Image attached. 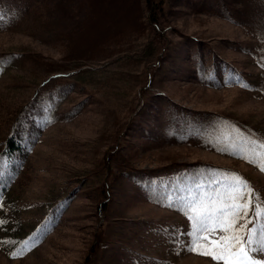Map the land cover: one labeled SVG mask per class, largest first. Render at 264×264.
Listing matches in <instances>:
<instances>
[{
  "label": "rangeland",
  "instance_id": "1",
  "mask_svg": "<svg viewBox=\"0 0 264 264\" xmlns=\"http://www.w3.org/2000/svg\"><path fill=\"white\" fill-rule=\"evenodd\" d=\"M218 4L164 0V38L125 30L120 4L100 20L42 7L53 28L0 5V264H225L189 251L191 217L235 197L245 239L264 222V0L244 3L255 28ZM82 15L83 41L101 38L77 55Z\"/></svg>",
  "mask_w": 264,
  "mask_h": 264
},
{
  "label": "trees",
  "instance_id": "2",
  "mask_svg": "<svg viewBox=\"0 0 264 264\" xmlns=\"http://www.w3.org/2000/svg\"><path fill=\"white\" fill-rule=\"evenodd\" d=\"M218 4V11L220 14V17L231 20L234 22H240L239 25L243 26L244 28L247 27H257L262 33L264 32V11H263V18L258 19V21H253L254 26L249 25V23H244L243 21H240L239 19H245L250 14L248 5L244 4L246 3V0H215ZM6 4V8H13L14 12L18 15L19 18L25 16V14L33 15V20L35 23L41 24L43 23V19L46 20V18L42 12L41 8L45 7L46 9H53L52 12L56 13L57 8H60V11H62V16L65 17L68 20H72L74 16H78L81 14H84L83 12H86L87 9L92 10L93 12V19L98 18L105 19L106 17L109 19L112 13L116 12L117 6L119 4L124 8V15L128 17L129 22L127 24L128 27L125 28L131 31H137L140 33H143L144 30L147 29L148 25H151V23L154 24V27L158 29V32H156L158 35L161 36V38H164L166 35L165 30H160L159 27V20L160 16L164 15V0H117L115 3L114 0H0V5ZM245 5L246 7H243L242 5ZM107 6V10H103V6ZM70 6H74L76 9L75 12L71 13ZM103 8V9H102ZM106 9V8H105ZM95 10L98 12V17L95 16ZM145 12H148V16L145 18ZM91 13H88L89 15ZM130 13V14H129ZM71 14V15H70ZM87 14V15H88ZM57 15V14H56ZM87 15H82V22L80 24H77L75 29L71 32L72 36L76 41V44L73 45V50H71L74 54L81 55V54H87L90 46L94 45L97 46V38L92 41H83V36H81V30L85 28H93L97 24L92 21V18L89 17V19H86ZM130 15V16H129ZM96 17V18H94ZM120 18L116 15L115 22L117 23L116 29H119L121 27H124L122 22L119 21ZM80 22V21H79ZM157 24V25H156ZM43 26V25H42ZM53 26H56V21L51 22L50 20L47 21V26H43L45 28H53ZM254 27V28H255ZM109 30V29H107ZM57 38L61 39V36H59V32H56ZM99 38V37H98ZM79 39V40H78ZM100 39V38H99ZM78 41V42H77ZM93 43V44H92ZM86 45V48L84 50L81 49V46ZM89 48V49H88ZM94 47L91 48L93 50ZM212 74H210L211 77ZM67 77L65 74H57L51 77L48 81L44 83L43 86L48 85L53 79L54 81H62V78ZM210 80L213 79L212 77L209 78ZM40 95V92L37 93L35 97V101H39L38 97ZM59 98V96L57 97ZM58 99H52L51 105L53 107L58 106L59 103L57 101ZM43 101V100H41ZM22 151V146L20 144V141L18 137L15 134H11L3 143V158L5 160H10L15 155L19 154ZM104 205L101 204L100 209L103 210ZM26 245H22V248Z\"/></svg>",
  "mask_w": 264,
  "mask_h": 264
},
{
  "label": "snow or ice",
  "instance_id": "3",
  "mask_svg": "<svg viewBox=\"0 0 264 264\" xmlns=\"http://www.w3.org/2000/svg\"><path fill=\"white\" fill-rule=\"evenodd\" d=\"M236 199L232 198L233 202L224 209L206 208L203 215L191 217L194 226L188 234L189 251L211 256L214 261L224 260L225 264H264L255 257L249 259L251 254H264V222L251 228L245 239L244 230L248 224H241L238 229L235 225L238 220L245 219L241 212L245 211L247 205L236 203ZM217 230L218 235L212 236L211 233ZM206 233L209 235L205 236ZM202 236L209 245L214 246L211 251L202 249Z\"/></svg>",
  "mask_w": 264,
  "mask_h": 264
},
{
  "label": "bare ground",
  "instance_id": "4",
  "mask_svg": "<svg viewBox=\"0 0 264 264\" xmlns=\"http://www.w3.org/2000/svg\"><path fill=\"white\" fill-rule=\"evenodd\" d=\"M89 38H90V37H89ZM100 38H101V37H100ZM103 38H104V37H103ZM103 38H102L101 42H103V41L106 39V37H105V39H103ZM107 38H108V37H107ZM75 39H76V38H75ZM98 39H99V38H98ZM94 40H95V39H94ZM99 40H100V39H99ZM99 40H98V42H99ZM87 41H88V40H87ZM90 41H92V39H91ZM74 42H75V41H74ZM93 43H94V42H93ZM93 43H92V44H93ZM75 44H76V43H75Z\"/></svg>",
  "mask_w": 264,
  "mask_h": 264
}]
</instances>
